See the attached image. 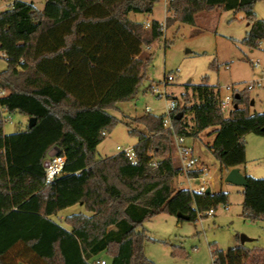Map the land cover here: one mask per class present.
I'll use <instances>...</instances> for the list:
<instances>
[{
	"label": "trees",
	"instance_id": "1",
	"mask_svg": "<svg viewBox=\"0 0 264 264\" xmlns=\"http://www.w3.org/2000/svg\"><path fill=\"white\" fill-rule=\"evenodd\" d=\"M157 1L46 0L39 9L33 1L14 0L0 11V59L7 63L0 71V264L14 263L8 257L18 246L37 264H95L101 252L108 264H155L143 250L146 220L166 212L197 221L228 205L223 190L209 195L174 186L183 169L171 155L173 137H198L214 128L208 147L223 170L244 165V136H264V111H251L248 88L235 90L237 107L225 116L219 85L187 84L184 102L173 97V128L165 126V114L147 111L128 121L108 111L135 94L152 60L143 46L163 35L159 21L147 31L129 14H151ZM257 1L173 0L166 25L195 24L201 11H243L250 28L241 42L257 48L264 39ZM180 111L184 115L176 119ZM14 112L35 117L36 124L5 133L4 115ZM119 122L137 137L136 163L125 152L96 155L102 132ZM55 147L67 161L46 184L45 162ZM200 174L189 171L190 177ZM246 178L243 215L264 220V178ZM78 203L91 214L68 215L71 229L52 218ZM212 254L213 264H264L260 246L223 250L213 244Z\"/></svg>",
	"mask_w": 264,
	"mask_h": 264
},
{
	"label": "rangeland",
	"instance_id": "2",
	"mask_svg": "<svg viewBox=\"0 0 264 264\" xmlns=\"http://www.w3.org/2000/svg\"><path fill=\"white\" fill-rule=\"evenodd\" d=\"M28 1H33L38 8H43L46 2V0ZM8 2L0 0V9L7 7ZM154 8L153 16L164 19L166 15L164 0H158ZM254 10L258 19H264V0H258ZM168 14L172 15L170 12ZM132 16L136 17V14L132 13ZM148 16L152 15L144 13L140 18H152ZM248 22L243 11L216 9L199 12L195 24L176 20L167 24L163 35L151 44H147L151 46L150 49L146 48L147 45L143 46L144 55L150 54L152 60L135 94L118 102L115 108H110L108 111L117 118L128 121L147 113V108H150L153 114L166 115L168 112L166 99L153 94L150 86L163 81L165 75L172 74L175 79L168 84L166 91L169 98L177 96L182 102H184L182 94L186 91L187 84L208 82L219 85L222 95L226 93L233 95L234 88L242 90L251 81L261 80L262 85L249 89V95L251 100L255 101L254 105L250 104L251 111L263 112L264 39L257 48L242 44L241 41L250 28ZM258 61L260 66H254ZM6 67V61L0 59V71ZM227 86H229L228 91H226ZM230 112L231 108H228L224 111V115L229 116ZM6 116L10 119L4 122L5 133L17 132L28 125L29 119L19 112ZM187 119L190 121L191 116ZM213 130L214 128H209L198 137H186V143L194 147L196 154L210 166L211 171L207 172L208 175L214 173L219 165V161L208 147L214 138ZM136 141L137 137L129 133L126 124L119 122L107 131L104 140L98 145L96 155L101 158L117 154L120 152L118 146L122 149H133ZM244 142L247 161L242 165V172H249L256 178H264V136L248 133L244 136ZM172 150L171 155L175 165L182 167L175 153L174 137ZM50 152L55 154L56 150L52 149ZM216 181L217 179H214L211 183L209 180L207 185L211 184L216 192L221 190L228 192L229 203L227 206L218 205L214 214L203 219L199 217L197 221H178L177 216L162 212L144 222L142 227L149 238L144 241L143 250L148 259L155 264H213V244L220 249L228 250L241 244L243 234L255 239L246 242L248 246L264 247V221L252 220L243 215L244 187L226 182L225 179L218 180L217 186L214 184ZM203 183L200 177L188 178L184 172L174 180L176 188L193 191H198ZM78 212L91 214L84 205L78 203L59 211L52 218L69 228L70 226L65 222L67 215ZM63 216L66 217L61 218ZM25 256L26 252L22 246H18L10 253L8 259L12 261V257L15 258L12 264H37ZM97 258L99 260L95 264H100L102 259H106L108 264L106 252H101ZM42 264L47 263L42 260Z\"/></svg>",
	"mask_w": 264,
	"mask_h": 264
},
{
	"label": "built area",
	"instance_id": "3",
	"mask_svg": "<svg viewBox=\"0 0 264 264\" xmlns=\"http://www.w3.org/2000/svg\"><path fill=\"white\" fill-rule=\"evenodd\" d=\"M173 0H164L166 10L169 11V5ZM12 2L7 3V7L10 6ZM1 11V9H0ZM150 24L146 23V27H148ZM161 30L164 32L166 30V22H161ZM147 49H150L151 46L147 45ZM254 66L259 67L260 62H255ZM175 79L174 75L168 74L165 75V78L163 81L159 83H153L150 86V90L153 92V94L157 95L160 98H165L167 101V114L165 116V126L169 128H173L172 126V119H171V112L174 111L177 106H178V101L175 98H169V95L166 91V88L168 84ZM261 80L258 81H251L247 87L248 89L254 88L256 85L261 86L262 83ZM229 90V86L226 87V91ZM237 90V88H234V92ZM233 95L226 93V95L221 94V108L223 112L231 108L233 109L234 107V101H233ZM150 108H147V111L150 112ZM10 118L9 116L4 115L3 121L6 122ZM104 136H106L107 132L103 131L102 132ZM175 139V153L177 157L180 159V162L182 163V169L184 174L188 178H192L189 176V171L193 170H200L201 174L198 176L201 179H203L204 183L199 187L198 192L205 193L208 188L211 189V193L209 195H214V191L212 190L210 185H207V183L210 180V175H208L207 172L208 168L204 163H201L200 157L196 154L194 147L186 143V137L184 136H179V135H174ZM118 150L120 152H125L129 158L133 161V163L137 162V156L136 153L133 149H122L120 146H118ZM67 161V157L64 151L61 152H56L55 154H51L48 159L46 160L47 165H45V183L50 184L54 182L63 172H64V167ZM156 165V164H155ZM208 179V181H207ZM215 213L214 209H210L207 211L205 214L207 215H212ZM200 219H203V216L200 214L199 215ZM213 260L215 258L213 257ZM100 264H107L106 259H102L100 261Z\"/></svg>",
	"mask_w": 264,
	"mask_h": 264
},
{
	"label": "crops",
	"instance_id": "4",
	"mask_svg": "<svg viewBox=\"0 0 264 264\" xmlns=\"http://www.w3.org/2000/svg\"><path fill=\"white\" fill-rule=\"evenodd\" d=\"M14 0H10L9 2H8V0H7V2L8 3H10V2H13ZM28 1V0H27ZM6 7H2L1 8V10H3V9H5ZM39 9H42V8H39ZM155 9V8H154ZM164 11H165V13H166V15H165V17H164V19H159V18H155L153 15H154V11L151 13V14H148V15H152V16H148V17H152V18H146V19H143V18H140V15H142V14H144V13H135L136 14V17H133L132 16V13L134 14V12H132V13H130L129 14V18L130 19H132V20H134V21H142L145 25H146V23H148V24H150L148 27H146L147 29H150L151 28V24H152V22L154 21V20H157V21H159L160 23L161 22H166V19H167V17L169 16V11H167L166 10V6H165V3H164ZM248 25L250 26V24L248 23ZM254 104H255V101H254ZM254 104H252V105H254ZM28 119H29V117L28 116H26ZM136 143H137V141H136ZM135 143V144H136ZM134 144V145H135ZM54 150V149H53ZM196 152V151H195ZM51 155V152L49 153V156ZM201 157V156H200ZM201 159H202V157H201ZM202 161H203V159H202ZM203 163H204V165H206V167L207 168H209L210 170H209V172L211 171V168H210V166L207 164V163H205L204 161H203ZM237 167H239L240 168V171L242 172V170H241V168H242V165H240V166H237ZM228 172V170L226 171V170H223V168H222V166L220 165V163H219V165H217V167H216V169L214 170V173H211L210 174V182L211 183H213V181H214V179H217V181L216 182H214V184L215 185H217L218 186V180H223L224 179V176H225V173H227ZM244 175H250L249 174V172H242ZM210 186H211V188H212V190L214 191V192H216V189H213L214 187H212V185L210 184ZM216 186V187H217ZM218 191V190H217ZM79 213V212H78ZM74 214V213H73ZM71 215V214H70ZM68 216V215H67ZM64 217H66V216H63V217H61V218H64ZM64 220V219H63ZM264 221V220H263ZM69 225V224H68ZM70 226V225H69ZM66 228V227H65ZM67 229H71V226L69 227V228H67ZM253 240H255V239H253ZM246 244V243H245ZM99 258H97V260H98Z\"/></svg>",
	"mask_w": 264,
	"mask_h": 264
},
{
	"label": "water",
	"instance_id": "5",
	"mask_svg": "<svg viewBox=\"0 0 264 264\" xmlns=\"http://www.w3.org/2000/svg\"><path fill=\"white\" fill-rule=\"evenodd\" d=\"M251 104H254V100L251 101ZM237 105H234V108H236ZM184 115V113L182 111L178 112L176 114V119H180L182 118ZM36 121L37 119L35 117H30L29 118V121H28V124L30 127H33L35 124H36ZM55 150L56 152H58V148L55 147ZM45 165H47V162H45ZM225 181L226 182H229V183H232V184H235V185H239V186H243L245 187L247 185V178H246V175H244L241 171H240V168L239 167H233L231 169L228 170L226 176L224 177ZM211 193V189L208 188L206 190V194H210ZM178 218H183V219H189L188 216L184 215V214H181L179 213L177 215ZM248 241H253V238L251 237H248L247 235H242L241 236V244H245L246 242Z\"/></svg>",
	"mask_w": 264,
	"mask_h": 264
}]
</instances>
